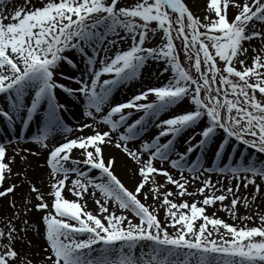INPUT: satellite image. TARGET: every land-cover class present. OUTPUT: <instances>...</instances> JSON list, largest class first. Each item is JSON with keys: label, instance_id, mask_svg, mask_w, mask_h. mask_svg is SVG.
<instances>
[{"label": "snow or ice", "instance_id": "snow-or-ice-1", "mask_svg": "<svg viewBox=\"0 0 264 264\" xmlns=\"http://www.w3.org/2000/svg\"><path fill=\"white\" fill-rule=\"evenodd\" d=\"M7 2L0 0V198L19 186H5L12 176L22 177L29 193L21 226L9 220L0 228V264H264V213L237 216L238 204L249 207L241 185L253 186L252 201L264 185V0H206L203 18L185 0H23L10 13ZM253 40L261 47H252L248 64L245 42ZM175 41L196 76L183 67ZM149 61L163 62L166 80L115 101L113 93L139 79ZM69 104L86 120L76 128L64 120ZM34 122L37 133L26 142L48 150L46 194L12 168L17 156L40 154L18 146ZM150 126L158 131L145 139ZM84 129L92 131L69 138ZM54 133L63 139L50 146ZM9 145H17L12 155ZM106 146L135 163L133 189L115 174ZM197 194L202 199L176 201ZM217 202L240 223L207 214ZM9 206L19 219L15 199ZM33 209L39 215L30 223ZM29 232L45 241L39 260L16 249L18 242L31 246Z\"/></svg>", "mask_w": 264, "mask_h": 264}, {"label": "bare ground", "instance_id": "bare-ground-1", "mask_svg": "<svg viewBox=\"0 0 264 264\" xmlns=\"http://www.w3.org/2000/svg\"><path fill=\"white\" fill-rule=\"evenodd\" d=\"M122 1L127 2L128 0H122ZM187 1H188L187 3H189V5L193 7L197 15L201 16V14L204 13V8L206 4L204 3V0H187ZM17 6H20V3L18 4L17 1L8 0V2L6 3L4 7L6 11L10 13ZM233 11H235L234 8L229 9V16H231ZM5 22H8V21H5ZM158 41H159V35H157L154 39L149 41L148 46H153ZM251 42L253 43V45L249 47L250 49L248 50V53H247V57H249L250 60L252 56V50H251L252 47L259 48L260 46V42L258 40H253ZM125 46H128V44L127 43L122 44V47H125ZM163 66L164 64L162 61L161 62L149 61L148 64L145 66V68L142 70V75L139 79L130 82L127 86H121L113 93L114 100L117 102H122L123 97L130 98L134 94L133 91L137 90L138 87H143L144 85L152 83V82L159 83V81H165L169 73H164L163 75H160V72ZM61 98L63 99V96ZM64 120L69 126L73 128L78 127L80 123L86 122L85 118L82 116L81 108L73 104H69V111L64 113ZM0 127H3V126H0ZM97 127H98V130L100 131L106 130V127L103 125H99ZM37 128H38V124L34 122L31 124L29 129L22 130L25 136V141L20 142L18 146L21 149L29 148V149L37 150L39 151L40 154L37 156L28 155V158L26 161H21L20 157L17 156L14 164L12 165V168H13V172H26L27 177L31 179L33 183L36 184V186L41 190V192L46 194L49 191V169L46 165V156H47L48 150L40 149L38 145L31 143V142H26L31 135H34L37 133ZM91 131H92L91 129H84L83 133L74 131L73 133L69 135V138L79 136V135H87V134H90ZM2 135H4V133L0 132V136ZM8 135H11V134H8ZM150 137L146 135V132L144 133L145 139L150 138ZM62 139L63 137L61 134L54 133L52 137L49 139L48 143L50 146H52L56 144L57 142L61 141ZM139 143H140L139 140L132 141L130 142L129 146L136 147L139 145ZM176 144H177V148L179 151L184 150L185 145L183 144V137L178 138L176 141ZM8 147H9V155H12V149L14 147H17V145H9ZM21 154L23 155L24 153H21ZM79 154H80L79 150H73V153L71 155L74 157H79ZM104 155L105 157H108L109 155H114L116 157L117 163L115 165V174L118 175V177L122 180V182L126 185V187H128L129 189H133L139 179L138 175L133 174L136 168L135 163L131 161L130 158L126 156V154H124L123 152H121L120 150L116 149L113 146H106L104 148ZM210 158H211V154L209 153V159ZM156 165L159 166L158 161L156 162ZM165 167H168L167 164H165ZM169 170L175 171L172 169H169ZM211 176H212L213 181L218 179L216 174H211ZM156 179L160 182H163L164 180V178L161 176L156 177ZM13 182L18 183L19 186L16 188L14 194H9L8 197L0 198V214H3L4 212L7 211L10 199H15L18 207L24 206L23 200L29 193V185L26 182H24L22 177L12 176L10 180L5 182V186H7L8 183H13ZM223 183L226 187L228 182L227 180H224ZM232 183L235 184V181H233ZM199 186H200L199 182L190 184L187 186L188 191L194 192L195 189L198 188ZM167 187L172 188L173 191H175L174 186L167 185ZM251 190H252L251 185H249L247 189H245L241 185L240 191L243 194L249 195V193H253L251 192ZM63 194L70 200L74 199L71 193L67 192L66 190L64 191ZM34 197H35V194L33 193L31 196L32 203H36ZM140 198L143 200V197H140ZM46 199H50V198L47 197L46 195ZM181 199L191 202L194 199L196 200L202 199V197H200L198 194L195 196L185 195L184 197H176L177 202H179ZM85 200L87 201V209L95 213L97 211V206L95 205L93 199L86 196ZM146 203L153 204V200L151 196H149ZM212 208H215V207L213 206ZM163 211H164L163 208H160L158 210L159 218L162 221L164 219ZM206 212L209 215L215 212L217 217L224 219V220L231 219L224 211H221V210H218L217 212V211H213L212 209H210V207H208L206 209ZM127 215L131 216L132 214L127 213ZM31 217L32 218H30V221H29L30 223L34 222L38 216L35 215ZM134 222H136L135 219H134ZM27 239L31 240V246L29 247L27 244H21L18 242L16 244L17 251H19L21 254L23 253V255L27 254L31 256L34 260H39L44 255L42 249L46 247L44 239L41 236L37 235L35 232H29ZM36 253H39V255H35Z\"/></svg>", "mask_w": 264, "mask_h": 264}, {"label": "rangeland", "instance_id": "rangeland-1", "mask_svg": "<svg viewBox=\"0 0 264 264\" xmlns=\"http://www.w3.org/2000/svg\"><path fill=\"white\" fill-rule=\"evenodd\" d=\"M10 1H17L18 4L20 3V5L23 4V0H10ZM40 2H41V0H32V3H33V4H37V5H39ZM134 2H135V0H128L127 2H123V1L121 0V3L126 4V5H131V4H133ZM187 2H188V1L186 0L185 3L188 5V7L190 8V10H191L196 16H199V15H197V13H196L195 10L193 9V7H191V6L189 5V3H187ZM204 3H206V0H204ZM233 12H234V11H233ZM204 15H205V12H204L203 14H201V16H199V17L203 18ZM231 15H232V14H231ZM201 31H203V29H201ZM175 43H176L177 50H178V52H179V58H180V61H181L182 65H183V67H184L185 69L189 70L193 76H196L197 74L195 73L194 69H192V67H191V62H188V61L185 60L184 53H183V49H182V42H181V41H175ZM249 45H253V43H252V42H245V47H248V50L250 49V48H249V47H250ZM126 47H127V46H125V48H126ZM259 47H261V45H260ZM246 55H247V54H246ZM240 59H245V55H241V56H240ZM246 63H248V64L251 63V60L249 59V57H248V59L246 60ZM220 66L222 67V64H221ZM236 66H237L238 68L240 67L239 64H237ZM163 82H164V81H159V83H157V82H152V83L146 84V85H144L143 87H138L137 90L133 91V93H136V92L140 91L141 89L147 88V87H149V86H157V85H160V84L163 83ZM126 99H128V97H123L122 102H123L124 100H126ZM262 99H264V98H262ZM166 115H167V113L164 114V116H166ZM164 116H162V118H164ZM156 131H157V129H156L154 126H150V127L148 128V130L146 131V135L150 137V136H152ZM185 175H187L186 172H185ZM161 177H162V176H161ZM258 182H259V181H258ZM251 186H252V185H251ZM251 192H254V190H253V186H252V190H251ZM252 194H253V193H249V195H248V196H249V207H248V208H245L242 204H238V206H237V207H238V210H237V216L251 215V214H253V213L257 212V211H260V212L264 213V185H262V188H261V194L256 196L255 201H252V200H251V195H252ZM238 195H240L241 197H244V196H245V194H243L241 191L238 193ZM223 203L228 204L229 201L226 200V201H224ZM218 204H219V202H217V206H214L215 208L210 207V209H212L213 211H217V212H218V210H219V208H218ZM23 207H24V206H22V207H18V206H17V209H20V210H21L20 218H19V219H15V220H13V213H14V211H16V210L13 209V208H11V207L8 205V208L6 207V208H7V211L4 212L3 214H0V228H4V227L7 225V223H8L9 220H12L13 223H15L16 226L19 228V227L21 226V222H22V220L24 219L23 212H22ZM35 215L38 216L39 214H37V212L35 211V209H33L31 212L28 213V215H27V219L30 221V218H32L31 216H35ZM225 221H226L227 223H230V224H238V223H240L238 220H237V221H234V220H232V219H226ZM198 223H199V222H198ZM247 223H248L249 225H251V224H252V221H247ZM168 230H169V232L172 231L171 228H169ZM137 251H138V250H137ZM21 255H23V253H22Z\"/></svg>", "mask_w": 264, "mask_h": 264}]
</instances>
